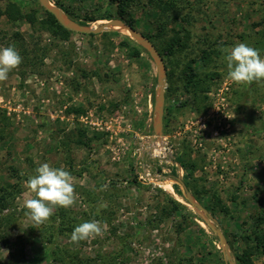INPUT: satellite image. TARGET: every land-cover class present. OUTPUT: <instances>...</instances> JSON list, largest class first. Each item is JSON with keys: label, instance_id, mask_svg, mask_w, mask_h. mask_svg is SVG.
<instances>
[{"label": "rangeland", "instance_id": "rangeland-1", "mask_svg": "<svg viewBox=\"0 0 264 264\" xmlns=\"http://www.w3.org/2000/svg\"><path fill=\"white\" fill-rule=\"evenodd\" d=\"M61 1L93 26L133 20L156 45L167 70L162 135L172 157L160 162L163 153L148 148L156 68L146 51L133 54L129 34L70 30L63 38L39 0H0V46L22 57L0 81V186L16 183L0 210V264H226L218 236L168 181H184V163L196 164L187 188L221 226L238 264H264L245 231L264 217V82H232L222 52L243 42L264 56V0H146L124 15L107 0ZM176 34L188 37L182 49L169 45ZM45 162L70 172L74 202L36 225L24 215L35 197L25 181ZM148 164L164 177L139 178ZM91 220L101 232L72 242L74 227Z\"/></svg>", "mask_w": 264, "mask_h": 264}, {"label": "clouds", "instance_id": "clouds-1", "mask_svg": "<svg viewBox=\"0 0 264 264\" xmlns=\"http://www.w3.org/2000/svg\"><path fill=\"white\" fill-rule=\"evenodd\" d=\"M222 52L228 70L227 78L232 82H264V56H261L257 49L241 42L230 48H223ZM21 61L22 57L13 46H0V81L6 80ZM71 181L70 172L63 167H53L47 162L37 166L34 174L25 181L26 188L35 193L34 198L24 202L25 217L40 225L51 216L53 207H70L74 202ZM100 232L98 221H85L74 227L70 240L79 242Z\"/></svg>", "mask_w": 264, "mask_h": 264}, {"label": "water", "instance_id": "water-1", "mask_svg": "<svg viewBox=\"0 0 264 264\" xmlns=\"http://www.w3.org/2000/svg\"><path fill=\"white\" fill-rule=\"evenodd\" d=\"M39 2L48 12L53 14L58 22L66 29L85 34H97L111 29L128 31L129 35L135 40V42L140 47L145 49L155 65L157 74V92L155 95L153 117L154 133L149 137L148 142L152 143L154 142L156 136H162L166 102L165 92L167 86V70L160 51L151 41V39L142 31H140L127 21L123 20L122 18H113L105 21L104 23H101L98 26H93L88 23H82L71 18L61 7L54 4L51 0H39ZM168 181L172 182L173 184H177L182 188L187 202L200 212L203 221L218 236L226 264H238L231 250L228 238L223 232L221 226L217 223L208 209L202 203L196 200L195 196L188 190L187 185L183 181V179L181 177H173L169 178Z\"/></svg>", "mask_w": 264, "mask_h": 264}, {"label": "trees", "instance_id": "trees-1", "mask_svg": "<svg viewBox=\"0 0 264 264\" xmlns=\"http://www.w3.org/2000/svg\"><path fill=\"white\" fill-rule=\"evenodd\" d=\"M145 1L146 0H107L109 5L112 6L114 4L116 6L117 13L120 14V15H124V11H127L130 6L138 5V4L140 5L143 2L145 4L146 3ZM55 3L58 6H60L61 8H64L65 11L71 17L76 19L74 14L71 13L70 10H68L64 6V4H63V2L61 0H55ZM164 7H165V10L169 9L168 2L165 3ZM170 9H173V8H170ZM45 12H46L49 24H51L50 28L53 29L56 34L62 36L63 38L66 37L69 34L70 30L66 29L65 27H63L58 22V20L54 17L53 14H51L48 11H45ZM112 15H113L112 13L105 11L103 13V18L109 19V18H111ZM175 18H176V16H175ZM125 21H127V20H125ZM132 21L133 20H128L127 22L130 23L131 25H133L134 27H136L132 23ZM163 21H165V19H163ZM82 23H87V22H82ZM89 34H95V33H89ZM186 38H188V37L186 36ZM186 38L183 39L180 35L176 34L173 37V43H170L169 45L171 47H174V48H177V49H182L183 47H185L187 45V39ZM131 49H132L133 54H135V55L140 54L142 50L145 51V49L140 47L138 44L131 45ZM193 74H195L194 71H193ZM192 78L193 77H190L188 79V82H191ZM78 112H80V111L78 110ZM5 127H6V121L5 120H0V139L3 138V132L5 130ZM79 142H81V141H79ZM81 143H83L84 145H87V141L82 140ZM185 154H186V152H185ZM182 166H183V168H185L184 182L188 185L189 182H188L187 178L189 177V175L192 172V170L195 169L196 164L192 163L191 166H190L188 163L187 164L184 163V164H182ZM138 180L139 179H135V181H138ZM15 186H16V183H10V182H6L2 186H0V210L2 208L6 207L9 204L8 202H9V200L12 197V192H13V189L15 188ZM174 187L177 188L178 185L174 184ZM171 200L173 202V207L174 208H179V207L184 208V205L182 203H180L178 200L173 199V198ZM224 207L225 206H222L221 208H224ZM212 214L216 215V213L213 210H212ZM256 219L258 220L257 227L255 229H253V230L250 228L251 230H245V231H246L247 234H249V236L252 235L254 237V239L257 242L256 246L259 247L261 249V251L264 253V229L261 227V223H262V220H264V217L262 215H258L256 217ZM51 238L52 237H47L46 239L51 240ZM240 260H241V263L246 264L245 263L246 261L244 259L240 258Z\"/></svg>", "mask_w": 264, "mask_h": 264}, {"label": "built area", "instance_id": "built-area-1", "mask_svg": "<svg viewBox=\"0 0 264 264\" xmlns=\"http://www.w3.org/2000/svg\"><path fill=\"white\" fill-rule=\"evenodd\" d=\"M149 139V138H148ZM167 137L162 136H156L154 142L149 143L148 145L149 149L151 148V155L153 157H157L156 151H159L163 153L162 157L163 159H160V162H163V160L167 161L168 155L172 157V149L171 146L168 144ZM177 164V163H176ZM178 166V164H177ZM160 172H165V170H160L159 168H156V171H153V167L151 165H147L142 169V173L139 175V178H141L144 181H158L162 178V174Z\"/></svg>", "mask_w": 264, "mask_h": 264}, {"label": "bare ground", "instance_id": "bare-ground-1", "mask_svg": "<svg viewBox=\"0 0 264 264\" xmlns=\"http://www.w3.org/2000/svg\"><path fill=\"white\" fill-rule=\"evenodd\" d=\"M104 23V22H103ZM127 34H129L128 33V31H125ZM163 187L165 188V189H167V190H169V191H173V186H172V184L171 183H168V181H166L165 183H163ZM188 204V203H187ZM189 205V204H188Z\"/></svg>", "mask_w": 264, "mask_h": 264}]
</instances>
